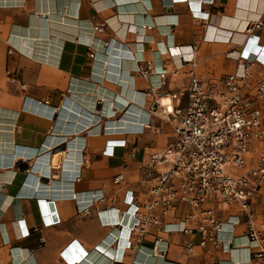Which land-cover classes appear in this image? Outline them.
<instances>
[{
	"label": "crops",
	"instance_id": "0c3cea01",
	"mask_svg": "<svg viewBox=\"0 0 264 264\" xmlns=\"http://www.w3.org/2000/svg\"><path fill=\"white\" fill-rule=\"evenodd\" d=\"M258 19L264 0H0V264H264L236 209L219 212L218 244L195 230L130 233L150 154L173 142L159 119L163 131L143 129L159 78L141 76L140 62L166 67L163 89L177 91L190 68L217 80L245 46H262L242 61L251 93L264 79V26L243 42ZM254 221L264 237V188Z\"/></svg>",
	"mask_w": 264,
	"mask_h": 264
},
{
	"label": "built area",
	"instance_id": "2783aa9c",
	"mask_svg": "<svg viewBox=\"0 0 264 264\" xmlns=\"http://www.w3.org/2000/svg\"><path fill=\"white\" fill-rule=\"evenodd\" d=\"M263 26L261 19L251 22L243 45ZM261 50L247 54L245 46L235 54L241 61L237 70L217 80L203 79L190 68L187 85L177 91L163 89L166 67L157 72L149 60L140 62L141 76L159 78L146 92L152 108L143 129L163 131L162 123H155L159 119L172 126L173 142L150 154L144 173L151 182L149 196L134 208L133 238L156 227L164 232L195 230L201 245L218 244L224 224L219 212L236 209L245 219L250 242L262 248L258 257L264 256V237L254 221V205L264 188V79L253 92H242L249 79L247 62L242 61H256ZM186 65H193L192 59L184 58L181 66ZM179 207L188 210L184 218L165 223ZM193 247L192 242L186 245L189 254Z\"/></svg>",
	"mask_w": 264,
	"mask_h": 264
},
{
	"label": "water",
	"instance_id": "95a60500",
	"mask_svg": "<svg viewBox=\"0 0 264 264\" xmlns=\"http://www.w3.org/2000/svg\"><path fill=\"white\" fill-rule=\"evenodd\" d=\"M59 152H60V150H57V151L55 152V158H54V160H53V164H54L55 166L59 165V162H60V154H59Z\"/></svg>",
	"mask_w": 264,
	"mask_h": 264
},
{
	"label": "bare ground",
	"instance_id": "6f19581e",
	"mask_svg": "<svg viewBox=\"0 0 264 264\" xmlns=\"http://www.w3.org/2000/svg\"><path fill=\"white\" fill-rule=\"evenodd\" d=\"M216 34V33H215ZM224 37H227V35L226 36H224ZM231 38V36H229L227 39H230ZM186 49H189V48H185V50ZM185 56V55H184ZM186 57V56H185ZM192 57V56H191ZM187 58V57H186ZM109 106V105H108ZM107 106V107H108ZM110 107V106H109ZM106 109H109V108H106ZM107 111V110H106ZM111 111L109 110V111H107V114H109ZM131 112V111H130ZM134 112H135V110H134ZM138 112V111H137ZM112 113V112H111ZM126 113V112H125ZM131 114V113H130ZM136 115V114H135ZM119 128V127H118ZM132 129V128H131ZM7 132V131H6Z\"/></svg>",
	"mask_w": 264,
	"mask_h": 264
},
{
	"label": "rangeland",
	"instance_id": "374dc122",
	"mask_svg": "<svg viewBox=\"0 0 264 264\" xmlns=\"http://www.w3.org/2000/svg\"><path fill=\"white\" fill-rule=\"evenodd\" d=\"M258 197H259V195H258ZM257 200H258V198H257ZM257 200H256V202H255V205H256V203H257ZM255 205H254V206H255Z\"/></svg>",
	"mask_w": 264,
	"mask_h": 264
}]
</instances>
